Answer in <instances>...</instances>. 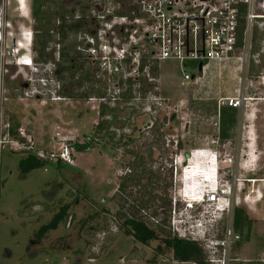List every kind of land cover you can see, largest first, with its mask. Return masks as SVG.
I'll list each match as a JSON object with an SVG mask.
<instances>
[{"label": "rangeland", "instance_id": "1", "mask_svg": "<svg viewBox=\"0 0 264 264\" xmlns=\"http://www.w3.org/2000/svg\"><path fill=\"white\" fill-rule=\"evenodd\" d=\"M3 1L0 0L1 3ZM31 2L23 0V11L19 12L16 9L21 6L19 0L4 1L0 8V31L5 36V44L8 47L9 40L16 39L21 28L30 27L34 43L35 40L45 41V45L51 47L57 33L52 30L58 24L56 18L64 16L62 18L69 29L66 27L60 31L64 35L60 50L63 47L68 49V54L73 55L71 63L75 67L62 72L61 76L63 92L73 97L58 104H40L33 100H17L10 90L11 96L5 104L8 123L11 129H15L12 137L27 142L17 135L16 129L22 128L25 137L35 147L34 151H42L43 158L49 152H58L61 143L69 144L73 149V164L66 166L45 161L42 166L22 174L17 167L18 160L25 152L34 154L33 149L24 151L10 143L2 149L0 264H196L173 259L171 251L158 239L166 234L172 237L165 227L169 205H164L179 186L173 176L172 159H184L191 148L202 145L204 136L214 134L216 99L228 93L215 94L211 98L209 91L204 90L214 76L226 83L230 78L233 83L239 79L238 85L244 88L243 94L248 99L264 102V0H252V13L262 17L252 19L249 28L242 34L247 37L249 47L245 60L242 58L229 65L233 72H229L224 64L215 69L211 66L195 83L181 86L178 82L181 76L178 61L157 62L151 70L155 80L149 85L141 81L139 84L140 89L148 94L163 97L164 103L150 115L137 101L131 104L129 96L121 107L112 109L110 115L114 114L115 119H111L113 116L107 119L111 123L106 128L101 125L102 129L95 128L102 119L98 114L101 107L88 101L87 97L103 95L106 85L94 82L90 74L92 68L84 59L77 60L71 43L77 31L74 29L76 17L82 20L79 30H88L89 24L84 23L100 13L104 1L41 0V9L47 10L50 17L47 34L41 29L37 32L33 30ZM122 2L128 6L130 0ZM7 32L10 34L7 35ZM243 52L240 47L234 55L242 56ZM42 53L44 60L49 57L45 49ZM33 54L36 59V52ZM69 55L63 65L70 63ZM187 65L192 67L193 64ZM14 69L10 67L9 73ZM86 71L89 72V81L85 79ZM196 76H201V72ZM13 84L16 86V82ZM247 106L246 109L249 108ZM249 116L250 121H244L241 129L232 133L233 138L225 147L240 179H258L256 182H244L239 196L253 189L250 197L254 198L259 193L260 199L233 206V209H242L248 224H243L239 231L232 227L239 239L229 251L232 261L228 264H264V112L254 116L250 112ZM246 130H249L256 145L252 168L242 167L246 156L241 149L246 142ZM81 144H88V148L77 150L76 146ZM177 173L178 167L176 176ZM63 204L66 205L65 221L49 232L44 241L27 247L33 231L47 222L48 217ZM147 216L159 222L157 227H161L162 232L158 233V238L141 244L125 233L123 223L124 219L133 217L149 228H157ZM222 225H229V221ZM58 237L59 243L56 242ZM56 243L60 250L55 249L58 248ZM6 250L7 256L4 255ZM203 263L206 264L204 259Z\"/></svg>", "mask_w": 264, "mask_h": 264}, {"label": "built area", "instance_id": "2", "mask_svg": "<svg viewBox=\"0 0 264 264\" xmlns=\"http://www.w3.org/2000/svg\"><path fill=\"white\" fill-rule=\"evenodd\" d=\"M103 1L100 13L84 23L90 28L76 29L71 49L77 60L84 59L92 68L90 74L94 82L106 85L103 95L87 97L88 101L101 107L103 114L100 110L98 114L105 121L111 118L112 109L121 107L129 96L131 104L137 101L150 115L164 103L163 97L148 94L140 89L139 84L141 81L149 85L155 80L151 70L157 62L178 61L181 68L178 82L183 86L195 83L208 67L218 68L233 58L245 60L246 53L234 55L238 13L243 7L246 29L252 19L262 17L252 13V0H130L128 6L123 5V0ZM79 19L76 17L75 20ZM56 21L58 24L52 29L57 31L56 37L51 47L45 45L43 48L49 54L45 60L33 56L30 27L21 28L17 38L9 40L8 47L0 31V154L9 143L24 151L35 149L22 128L16 129L17 135L27 142L12 137L15 129L9 126L5 110L10 90L17 100H33L40 104H58L69 97L63 92L64 84L57 68L61 29L58 27L60 19ZM57 27L58 30L55 29ZM199 61L201 67L197 69ZM187 63H192V67ZM10 67H15L11 74ZM193 68L201 72V76L193 77L190 71ZM86 73V81H89V72ZM239 81L231 94L216 99L217 116L221 106L245 107L249 99L243 94L244 88L238 85ZM8 86L14 87L9 89ZM141 92L144 96H140ZM213 126L214 134L204 136L201 146L191 148L184 159H172L173 176L179 186L170 197L165 227L172 237L196 243L206 264H228L232 261L229 251L239 239L231 226L233 206L237 207L240 202L253 203L260 199V194L256 193L251 198L249 194L253 189H248L239 196L244 182H256L258 179H240L235 174L234 162L225 147L227 143H220L217 122ZM246 133V142L241 149L246 156L242 167L252 168L256 146L249 130ZM59 139L63 140V137ZM72 151L69 144L61 143L58 152H49L46 158L40 150H35L34 155L44 161L69 166L73 164ZM197 172L204 178L191 180L189 177ZM147 217L153 226L159 225L154 217ZM226 220L229 225H222Z\"/></svg>", "mask_w": 264, "mask_h": 264}, {"label": "trees", "instance_id": "3", "mask_svg": "<svg viewBox=\"0 0 264 264\" xmlns=\"http://www.w3.org/2000/svg\"><path fill=\"white\" fill-rule=\"evenodd\" d=\"M30 14L33 19V25L32 28L36 32L37 30L41 29L44 34H47V31L49 29V12L47 10L41 9V2L39 0H33L30 6ZM65 15V14H64ZM64 16H61L60 19V25L59 28L63 30L64 28L68 27L67 24H65L63 18ZM56 18V16H55ZM59 19V18H56ZM75 25H77V28H74L75 30L82 27L81 20H75ZM245 28V18H244V9L241 7L238 16H237V24H236V47L237 49L242 46V40H243V31ZM69 29V27H68ZM253 32H256V28L253 29ZM64 39V35H61V40ZM45 41H37L35 40V43L33 42L32 49L36 52L37 59L42 60L44 59V55L42 53L43 48L45 47ZM73 53V52H72ZM68 54V49L63 47L60 52V62L57 64V68L60 70L59 77L62 79L61 73L62 72H68L70 68H74L75 66L71 63L73 55L71 54L69 58V64L63 65L62 62L65 61ZM77 58V57H76ZM75 59V58H74ZM193 77H195V74L199 71L196 69L190 70ZM70 77L72 76V73L69 74ZM87 75V74H86ZM86 79V78H85ZM70 98L73 97L71 94H67ZM85 95V94H84ZM100 113L103 114V110L100 109ZM221 113L219 114L220 117ZM110 121L101 120V122L97 123L95 128L99 127V129H102L103 127L101 125L104 124V128L108 127L110 124ZM100 131V130H99ZM224 133L221 129H219V138L221 140H224ZM110 138H112L110 136ZM88 148V144H81L76 146L77 150H85ZM44 160L36 157L34 154L25 152V154L19 158L17 167L20 173L25 174L37 167H40L44 164ZM122 187V184H121ZM164 205H169V200H166V203ZM66 218V205H62L58 207L57 212H55L50 219L45 223L44 225H41L38 227V229L33 233L37 238H42L43 235L48 230H54L57 229V226L59 223H63ZM125 225V233L132 236V238L141 243L146 244L150 240H154L158 238V233H161V227H157L155 229L149 228L146 226L142 221L137 220L136 218H126L124 219ZM243 224H248V220L246 221V216L244 215L241 208H234L233 214H232V226L235 231H239L242 228ZM162 244L171 251L173 259L179 261V262H193L196 264H204L203 263V253L201 249L197 246L196 243L191 241H186L183 239H177L174 237H169V235H164L162 238H158ZM158 248V247H157ZM159 249V248H158Z\"/></svg>", "mask_w": 264, "mask_h": 264}, {"label": "crops", "instance_id": "4", "mask_svg": "<svg viewBox=\"0 0 264 264\" xmlns=\"http://www.w3.org/2000/svg\"><path fill=\"white\" fill-rule=\"evenodd\" d=\"M245 27H246V23H245ZM245 29L246 28H244L243 33L245 32ZM246 38L247 37H243V40H242V46L241 47H242V49H244L243 53L247 52L248 47H249V41L248 40L246 41ZM250 43H251V40H250ZM253 54H257V53H253ZM253 54H251V56H253ZM237 61H239V60L236 58H233V59H230L227 62H225L224 65H226V67L229 68V72H233V68L231 69V67L229 65L236 64ZM239 66H240V63H239ZM209 73H211V71H209ZM217 79H219V78L217 76H214L213 80H210L206 86V89H204V90L209 91V95L211 96V98H213V96L215 94L221 95V94H225L226 92H228V93H226V95H227V94H231L233 92V88L237 84V80H235L236 82L233 83L231 81L232 78H230L231 82L229 81L228 83H226V81L222 82V81H218ZM221 91L223 93H220ZM249 100L250 101L248 102V106L245 105V111L243 110V108L236 109V108H232V107H228V106L219 107L218 116H217V120H216L217 125H218V136H219V129H221L224 133V136H225L224 140H222V141L225 144L233 138L232 133H235V131L238 132L241 129V124L244 123V121H250V116H249L250 112L253 116L256 115V113H259V112L263 113L264 112V102H260L259 100H254L253 98H249ZM246 106L249 108L246 109ZM247 111L248 112L250 111V112L247 113ZM220 113H221V115L219 117Z\"/></svg>", "mask_w": 264, "mask_h": 264}, {"label": "flooded vegetation", "instance_id": "5", "mask_svg": "<svg viewBox=\"0 0 264 264\" xmlns=\"http://www.w3.org/2000/svg\"><path fill=\"white\" fill-rule=\"evenodd\" d=\"M4 1H5V0H4ZM4 1H3V3L0 2V8H1V6H3V5L5 4ZM39 1L41 2V0H39ZM32 2H33V0H32ZM32 2H31V3H32ZM56 4H57V2H56ZM16 9H17V7H16ZM31 20H32V22H33L32 17H31ZM81 24H82V20H81ZM59 25H60V24H59ZM59 25H58V27H59ZM75 28H77V25H75ZM70 61H71V60H70ZM112 116H113V118H111V119L114 120V119H115L114 114H113ZM112 116H111V117H112ZM109 121H111V120H109ZM106 139H107V138H106ZM66 166H68V165H66ZM69 166H72V165H69ZM55 212H57V211H55ZM55 212H53L48 218L50 219V217H51ZM49 219H48V220H49ZM48 220H47V221H48ZM45 223H47V222H45ZM45 223H44V224H45ZM44 224H41V225H44ZM41 225H40V226H41ZM38 227H39V226H38ZM37 229H38V228H37ZM54 230H56V229H54ZM54 230H48V231L43 235L42 238H37V237L33 234L36 230L33 231L32 235L29 237V240H28V242H27V243H28V246H27V247L38 245L41 241H44V239L48 237V233H49V232L54 231ZM114 231H117V230L115 229ZM114 233H115V232H114ZM131 237H132V236H131ZM59 238H60V237H58V238L56 239V242H57V243H59ZM69 242H70V241H69ZM57 243H56V244H57ZM51 245H52V244H51ZM53 245H54V244H53ZM53 245H52V246H53ZM52 246H51V248H52ZM57 246H58V248H55V249H59V248H60L58 244H57ZM29 249H30V248H29ZM59 250H60V249H59ZM4 255H5V256L8 255V251H7V250L5 251ZM74 262H76V261H74ZM73 264H75V263H73Z\"/></svg>", "mask_w": 264, "mask_h": 264}, {"label": "bare ground", "instance_id": "6", "mask_svg": "<svg viewBox=\"0 0 264 264\" xmlns=\"http://www.w3.org/2000/svg\"><path fill=\"white\" fill-rule=\"evenodd\" d=\"M18 3V2H17ZM19 4L21 5V6H18L17 7V10L19 9V12H21V11H23V0H19ZM21 15H23V14H21ZM195 165H196V168H199V164H198V162H195ZM191 180H195V179H203L204 177H203V175L200 173V172H197V173H195V174H193L191 177H189Z\"/></svg>", "mask_w": 264, "mask_h": 264}, {"label": "water", "instance_id": "7", "mask_svg": "<svg viewBox=\"0 0 264 264\" xmlns=\"http://www.w3.org/2000/svg\"><path fill=\"white\" fill-rule=\"evenodd\" d=\"M196 67H197V69H199L201 67V62L200 61L197 63Z\"/></svg>", "mask_w": 264, "mask_h": 264}]
</instances>
